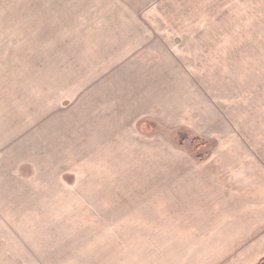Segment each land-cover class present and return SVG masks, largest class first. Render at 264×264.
<instances>
[{
	"label": "rangeland",
	"instance_id": "obj_1",
	"mask_svg": "<svg viewBox=\"0 0 264 264\" xmlns=\"http://www.w3.org/2000/svg\"><path fill=\"white\" fill-rule=\"evenodd\" d=\"M262 128L264 0H0V264H257Z\"/></svg>",
	"mask_w": 264,
	"mask_h": 264
},
{
	"label": "trees",
	"instance_id": "obj_2",
	"mask_svg": "<svg viewBox=\"0 0 264 264\" xmlns=\"http://www.w3.org/2000/svg\"><path fill=\"white\" fill-rule=\"evenodd\" d=\"M185 140V134L179 133L178 145L182 146ZM190 146L193 151L195 160L199 163H202L204 161V158L201 155V149L205 146V142L196 138L191 141ZM258 264H264V258L260 260Z\"/></svg>",
	"mask_w": 264,
	"mask_h": 264
},
{
	"label": "crops",
	"instance_id": "obj_3",
	"mask_svg": "<svg viewBox=\"0 0 264 264\" xmlns=\"http://www.w3.org/2000/svg\"><path fill=\"white\" fill-rule=\"evenodd\" d=\"M264 128H262V130H263ZM251 147L252 148H255V145L252 143L251 144ZM257 147H258V149H259V151L261 152V155H258L259 157H255V158H253L251 161H252V166L253 165H255V169H264V166H263V164H264V134L263 133H261V136H260V138L258 139V143H257ZM249 150H250V148H249V142L247 141L246 142V158L248 157V152H249ZM256 158H258L257 160H255ZM261 161V162H260ZM255 163V164H254ZM263 163V164H262ZM259 164H261L260 166H259ZM246 169V168H245ZM238 175V174H237ZM261 175H262V177L260 178L261 180H264V172L262 171L261 172ZM263 189H264V187H263ZM262 260V259H261ZM260 262V260L258 261V263ZM257 263V264H258Z\"/></svg>",
	"mask_w": 264,
	"mask_h": 264
}]
</instances>
